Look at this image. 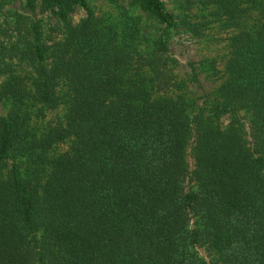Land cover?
<instances>
[{
  "label": "trees",
  "instance_id": "obj_1",
  "mask_svg": "<svg viewBox=\"0 0 264 264\" xmlns=\"http://www.w3.org/2000/svg\"><path fill=\"white\" fill-rule=\"evenodd\" d=\"M130 2L162 33L191 28L161 0ZM255 2L204 0L225 15ZM71 4L87 8L84 0H41L64 22ZM261 15L254 33L232 40L218 97L192 113L181 97H153L165 73L156 56L144 61L139 18L126 12L116 30L91 15L69 27L50 71L37 45L32 99L43 116L65 85L64 123L37 135L27 113L0 115V173L10 168L0 179V264H264V8ZM164 37L154 43L157 56L169 53ZM10 94L20 105L27 98ZM224 116L232 118L226 128ZM66 141V153L48 157ZM17 159L34 161L32 180Z\"/></svg>",
  "mask_w": 264,
  "mask_h": 264
},
{
  "label": "rangeland",
  "instance_id": "obj_2",
  "mask_svg": "<svg viewBox=\"0 0 264 264\" xmlns=\"http://www.w3.org/2000/svg\"><path fill=\"white\" fill-rule=\"evenodd\" d=\"M28 1L0 0V115L6 116L16 109L27 113V125L37 135L64 123L63 100L67 87L62 84L58 86L57 94L60 100L57 106L45 109L44 115H40L39 109L43 107L32 99L33 87L39 78L34 49L37 45L45 48V67L50 71L54 61L52 55L57 50L58 43L66 39L69 27L78 26L88 15H91L100 27H111L114 30L123 12L139 18L140 40L136 48L141 52L144 61H151L153 56H156L158 60L155 67L161 68L165 73V78H161L157 86H160L162 91L156 94V91H153V97H181L187 102L189 113H192L202 102L211 104L218 97V89L227 78L226 66L232 51V40L244 31L254 33L258 22L262 21L261 13L264 8V0H256L255 4L247 6V11L243 14L225 15L216 7L205 5L204 0H161L170 14L191 26L187 30L167 29L162 33V26L132 5L130 0H84L86 9L71 4L67 22L60 20L51 10L45 9L41 0H35V10L31 11ZM34 28L38 32V39ZM161 34L165 35L169 53L157 56L154 43ZM188 64L196 69L199 89L190 80ZM146 71L149 73V70ZM129 73L132 74L129 71L124 76ZM14 89L27 96L23 105L17 104L10 94ZM239 117L247 122L244 112H240ZM231 122L230 116H224L220 120L223 128L228 127ZM247 126V123H244V131H247ZM69 145L70 141L55 145L49 151L48 157L66 153ZM190 150L191 148L187 149V162L192 168ZM33 162L17 159L22 177L27 181L33 179ZM9 169V164L1 169L0 179L7 177ZM196 250L207 263H214L215 258L208 255L204 249Z\"/></svg>",
  "mask_w": 264,
  "mask_h": 264
}]
</instances>
